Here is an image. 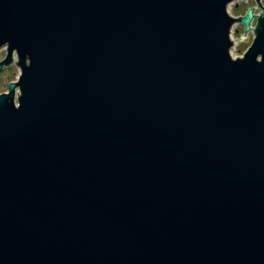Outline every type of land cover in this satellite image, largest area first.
I'll return each mask as SVG.
<instances>
[{
	"label": "water",
	"instance_id": "1",
	"mask_svg": "<svg viewBox=\"0 0 264 264\" xmlns=\"http://www.w3.org/2000/svg\"><path fill=\"white\" fill-rule=\"evenodd\" d=\"M237 1L0 0V264H264V6Z\"/></svg>",
	"mask_w": 264,
	"mask_h": 264
},
{
	"label": "rangeland",
	"instance_id": "2",
	"mask_svg": "<svg viewBox=\"0 0 264 264\" xmlns=\"http://www.w3.org/2000/svg\"><path fill=\"white\" fill-rule=\"evenodd\" d=\"M259 2L261 3L262 6H264V0H259ZM255 5H258L257 0H240L237 2L231 3L228 7V10L230 14L233 16H242V15H245V13L247 12L249 8L254 7ZM262 6L259 5L253 8L254 15H256V18H254L252 21V26L254 28L257 23V16L259 15L261 11ZM244 33L245 31H244L242 23L236 22L233 25L232 31H231V38L234 41V45L231 48V53L234 57L243 55L245 50L252 43V40L255 36L254 31H249L248 33H245V35L248 36L247 41L238 40L240 39V35ZM5 56H6V50L1 49L0 50V61L3 60ZM13 58L16 59L15 54L13 55ZM19 74H20V68L17 65L16 61H13L10 65L4 66L0 72V93L8 91V86L10 82L17 81Z\"/></svg>",
	"mask_w": 264,
	"mask_h": 264
},
{
	"label": "built area",
	"instance_id": "3",
	"mask_svg": "<svg viewBox=\"0 0 264 264\" xmlns=\"http://www.w3.org/2000/svg\"><path fill=\"white\" fill-rule=\"evenodd\" d=\"M251 27L254 28V27L252 26V22H251ZM241 56H242V55H241Z\"/></svg>",
	"mask_w": 264,
	"mask_h": 264
},
{
	"label": "bare ground",
	"instance_id": "4",
	"mask_svg": "<svg viewBox=\"0 0 264 264\" xmlns=\"http://www.w3.org/2000/svg\"><path fill=\"white\" fill-rule=\"evenodd\" d=\"M232 39V38H231ZM233 40V39H232ZM234 44V43H233Z\"/></svg>",
	"mask_w": 264,
	"mask_h": 264
}]
</instances>
